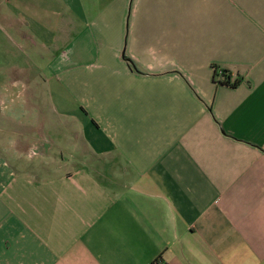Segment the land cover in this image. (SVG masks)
<instances>
[{
	"label": "crops",
	"instance_id": "obj_1",
	"mask_svg": "<svg viewBox=\"0 0 264 264\" xmlns=\"http://www.w3.org/2000/svg\"><path fill=\"white\" fill-rule=\"evenodd\" d=\"M7 120L0 264H264V0H0Z\"/></svg>",
	"mask_w": 264,
	"mask_h": 264
},
{
	"label": "rangeland",
	"instance_id": "obj_2",
	"mask_svg": "<svg viewBox=\"0 0 264 264\" xmlns=\"http://www.w3.org/2000/svg\"><path fill=\"white\" fill-rule=\"evenodd\" d=\"M15 53L14 55H16L18 57V55H21V50H19L18 47L15 46ZM18 50V51H17ZM6 66L9 64L10 66L14 65L15 63H4ZM12 64V65H11ZM23 65V64H21ZM28 100H30L31 102V97L28 96ZM42 103L45 104L44 101H42ZM29 117V116H27ZM15 130V131H14ZM16 130H21V131H25V132H31L33 129H29V127H20L18 129L14 128V125L11 121H8L5 123V124H1L0 125V139H1V142H0V147L2 149H4V153L2 154L0 152L1 155L5 156V158H7V152H8V149L10 150V141L12 140V137L18 135V132ZM22 140H23V137H22ZM1 149V150H2ZM20 150L22 152H20V154H24V157H26V154L29 150V146L26 144V143H20Z\"/></svg>",
	"mask_w": 264,
	"mask_h": 264
},
{
	"label": "built area",
	"instance_id": "obj_3",
	"mask_svg": "<svg viewBox=\"0 0 264 264\" xmlns=\"http://www.w3.org/2000/svg\"><path fill=\"white\" fill-rule=\"evenodd\" d=\"M215 75L218 78L219 81H224L225 80V76H224V69H219L216 68L215 69ZM151 264H167L165 262H163V259L161 257H158L156 260H154Z\"/></svg>",
	"mask_w": 264,
	"mask_h": 264
},
{
	"label": "trees",
	"instance_id": "obj_4",
	"mask_svg": "<svg viewBox=\"0 0 264 264\" xmlns=\"http://www.w3.org/2000/svg\"><path fill=\"white\" fill-rule=\"evenodd\" d=\"M132 63V62H131ZM224 72V76H225V80L224 81H219V82H225V83H229V85L231 84V75L229 73L228 70L223 71ZM239 81H235L234 85H236Z\"/></svg>",
	"mask_w": 264,
	"mask_h": 264
}]
</instances>
